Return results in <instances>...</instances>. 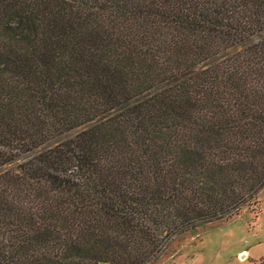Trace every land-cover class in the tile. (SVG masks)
I'll list each match as a JSON object with an SVG mask.
<instances>
[{"label":"trees","instance_id":"obj_1","mask_svg":"<svg viewBox=\"0 0 264 264\" xmlns=\"http://www.w3.org/2000/svg\"><path fill=\"white\" fill-rule=\"evenodd\" d=\"M263 187L264 0H0V264H154Z\"/></svg>","mask_w":264,"mask_h":264},{"label":"rangeland","instance_id":"obj_2","mask_svg":"<svg viewBox=\"0 0 264 264\" xmlns=\"http://www.w3.org/2000/svg\"><path fill=\"white\" fill-rule=\"evenodd\" d=\"M263 254L264 187L231 219L182 234L154 264H254Z\"/></svg>","mask_w":264,"mask_h":264},{"label":"bare ground","instance_id":"obj_3","mask_svg":"<svg viewBox=\"0 0 264 264\" xmlns=\"http://www.w3.org/2000/svg\"><path fill=\"white\" fill-rule=\"evenodd\" d=\"M243 258H244V256H243Z\"/></svg>","mask_w":264,"mask_h":264}]
</instances>
